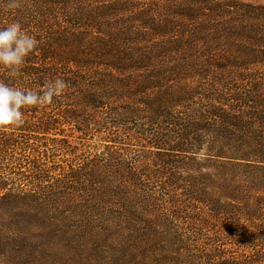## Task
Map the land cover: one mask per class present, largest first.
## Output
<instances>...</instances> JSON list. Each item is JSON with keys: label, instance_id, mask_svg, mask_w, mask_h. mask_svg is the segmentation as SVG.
Masks as SVG:
<instances>
[{"label": "trees", "instance_id": "trees-1", "mask_svg": "<svg viewBox=\"0 0 264 264\" xmlns=\"http://www.w3.org/2000/svg\"><path fill=\"white\" fill-rule=\"evenodd\" d=\"M19 2L0 0V28L39 43L0 80L68 88L0 132V264L29 244L35 206L64 235L79 190L102 242L125 234L113 264H264V4Z\"/></svg>", "mask_w": 264, "mask_h": 264}, {"label": "rangeland", "instance_id": "rangeland-1", "mask_svg": "<svg viewBox=\"0 0 264 264\" xmlns=\"http://www.w3.org/2000/svg\"><path fill=\"white\" fill-rule=\"evenodd\" d=\"M244 1L264 4V0ZM133 147L132 149H134ZM139 150L142 149L138 146L136 153ZM91 197V194L87 195V193L79 190L68 194L63 199L66 201L65 204L63 203L64 208L74 209V211L69 213L70 216L72 215L69 226L63 228L66 232L60 236L52 235L53 232H56L55 225H52L53 227L50 229V226L46 228L41 224L42 221L40 219L44 212L42 207L38 208L35 206L30 212L31 215H29L30 230L26 232L29 237V244L15 246L12 255L16 251L18 252L12 258L14 264H113V259L125 260L124 254L118 252L123 250L121 245L114 241H124V233L119 236L116 235L117 238H113L114 240L102 242L101 238H99L100 233L103 232L101 226L83 222V217L87 218L88 216L83 211L77 210V208L84 202V199H90ZM53 205V209H57V211L61 208L59 203ZM109 208L115 209L111 206ZM48 211L51 212L50 209ZM80 220L82 221L81 223ZM191 238L193 239L194 237L191 236ZM97 239H99L98 242ZM196 242L194 247L197 249H205L209 246L208 241L204 239H197ZM229 250L231 251L229 254L232 256L239 252L236 248Z\"/></svg>", "mask_w": 264, "mask_h": 264}, {"label": "clouds", "instance_id": "clouds-1", "mask_svg": "<svg viewBox=\"0 0 264 264\" xmlns=\"http://www.w3.org/2000/svg\"><path fill=\"white\" fill-rule=\"evenodd\" d=\"M19 0H8L7 9H18ZM38 41L28 34L19 21L0 28V66L8 69V75L16 77L26 58L38 46ZM68 84L62 78H55L45 83L40 91L21 90L0 80V132L18 128L25 123L26 108H43L51 105L54 98L65 93Z\"/></svg>", "mask_w": 264, "mask_h": 264}]
</instances>
